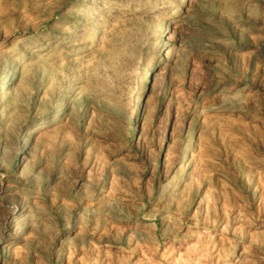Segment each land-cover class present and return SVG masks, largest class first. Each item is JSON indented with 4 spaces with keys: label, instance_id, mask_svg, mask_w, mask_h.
I'll return each mask as SVG.
<instances>
[{
    "label": "rangeland",
    "instance_id": "obj_1",
    "mask_svg": "<svg viewBox=\"0 0 264 264\" xmlns=\"http://www.w3.org/2000/svg\"><path fill=\"white\" fill-rule=\"evenodd\" d=\"M10 71L0 264H264V0H0Z\"/></svg>",
    "mask_w": 264,
    "mask_h": 264
},
{
    "label": "bare ground",
    "instance_id": "obj_2",
    "mask_svg": "<svg viewBox=\"0 0 264 264\" xmlns=\"http://www.w3.org/2000/svg\"><path fill=\"white\" fill-rule=\"evenodd\" d=\"M11 77H12V73L10 71V72H7L0 79V90H2L5 87L6 83L11 79ZM67 103H68V101L65 98H62L61 100H59V106L60 107L66 106ZM24 210H25V207L20 208V211H23L24 212Z\"/></svg>",
    "mask_w": 264,
    "mask_h": 264
}]
</instances>
